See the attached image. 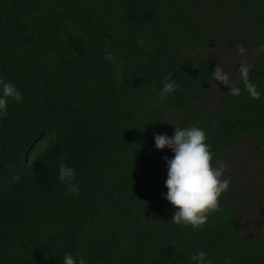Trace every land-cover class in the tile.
<instances>
[{
	"label": "trees",
	"instance_id": "1",
	"mask_svg": "<svg viewBox=\"0 0 264 264\" xmlns=\"http://www.w3.org/2000/svg\"><path fill=\"white\" fill-rule=\"evenodd\" d=\"M261 44L264 0H0V78L23 94L0 118V264H62L65 252L194 264L201 250L212 264H264V217L245 221L256 209L235 170L264 164V94L251 98L240 71L228 81L239 96L216 87L210 57L250 51L264 93ZM168 74L179 87L161 101ZM174 125L202 128L229 180L196 230L172 223L162 195L173 153L154 134ZM62 163L77 193L57 179Z\"/></svg>",
	"mask_w": 264,
	"mask_h": 264
},
{
	"label": "clouds",
	"instance_id": "2",
	"mask_svg": "<svg viewBox=\"0 0 264 264\" xmlns=\"http://www.w3.org/2000/svg\"><path fill=\"white\" fill-rule=\"evenodd\" d=\"M259 50L264 53V44L259 45ZM105 55L107 59H112L111 53ZM211 74L215 81H220L228 87L231 95H240L241 88L229 85L228 74L219 66ZM240 82L251 98L259 99L264 94L258 91L257 85L249 79V68L246 66L240 68ZM178 87L171 74L165 76L159 91L160 100L163 101L167 96L174 94ZM22 99L23 94L14 84L0 78V118L7 115L11 101L19 103ZM206 140L205 131L194 125L187 127L174 125L172 136L166 133L154 134V147L157 150L167 147L173 153L171 158L163 157L167 168V178L164 181L167 192L162 195L175 208L171 221L177 225H191L194 230L206 223L209 213L219 209V197L229 187V180L223 178L225 166L223 163L213 166L211 146ZM57 179L65 184L69 193L79 191L72 166L62 163L58 169ZM190 260L194 264H212L207 253L202 250L192 254ZM62 264H89V261L80 253L74 255L65 252ZM226 264L230 262L226 261Z\"/></svg>",
	"mask_w": 264,
	"mask_h": 264
},
{
	"label": "rangeland",
	"instance_id": "3",
	"mask_svg": "<svg viewBox=\"0 0 264 264\" xmlns=\"http://www.w3.org/2000/svg\"><path fill=\"white\" fill-rule=\"evenodd\" d=\"M210 57L214 60L216 65L223 70V72L228 74V76L236 75L242 66L248 67L253 60L250 51L228 53L225 49L218 50L217 54L211 53ZM229 69L231 70L228 73ZM232 77H229V80ZM219 86H224V84L219 81L216 87ZM250 147L252 148V146ZM241 160L245 163L247 161L245 157L241 158ZM235 170L245 178V183L247 184L245 188L248 191V194L246 195L247 205H251L256 209V212L250 214V217L245 221L250 223L249 219L251 221L252 219L256 220V222H258V227H260L261 221L264 217V164L257 163L256 166L252 167L249 165H243L242 167L237 165L235 166Z\"/></svg>",
	"mask_w": 264,
	"mask_h": 264
}]
</instances>
